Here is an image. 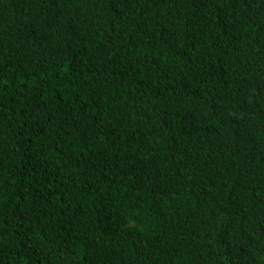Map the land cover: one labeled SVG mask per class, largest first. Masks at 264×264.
<instances>
[{
  "label": "trees",
  "instance_id": "16d2710c",
  "mask_svg": "<svg viewBox=\"0 0 264 264\" xmlns=\"http://www.w3.org/2000/svg\"><path fill=\"white\" fill-rule=\"evenodd\" d=\"M0 264H264V0H0Z\"/></svg>",
  "mask_w": 264,
  "mask_h": 264
}]
</instances>
